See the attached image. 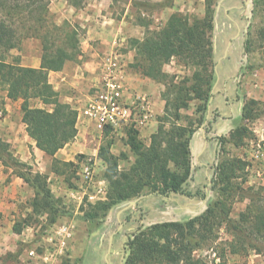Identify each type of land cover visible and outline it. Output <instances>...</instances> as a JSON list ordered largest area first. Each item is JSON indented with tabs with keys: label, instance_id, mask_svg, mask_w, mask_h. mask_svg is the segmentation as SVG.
<instances>
[{
	"label": "trees",
	"instance_id": "obj_1",
	"mask_svg": "<svg viewBox=\"0 0 264 264\" xmlns=\"http://www.w3.org/2000/svg\"><path fill=\"white\" fill-rule=\"evenodd\" d=\"M49 5L50 0H0V88L7 91L10 99L23 100V122L28 135L40 150L54 158L53 169L61 175L58 165L72 167L74 163L60 161L55 156L77 136L78 113L71 105L59 100L58 93L49 83V73L61 71L68 61L78 56L80 50L78 39L74 40V44H78V48L74 45L78 49L74 53L57 41L58 37L54 35L60 27L55 23ZM257 6H264V0H258ZM213 12V5L209 1L203 18L174 13L165 24L162 34H146L143 40L130 41L135 50L132 67L142 76L166 85V91L162 94L165 115L159 117V127L151 136L148 147L137 138L136 130H129L128 144L134 163L128 170H119V162L127 155H114L111 141L100 148L98 156L106 166L101 178L108 181L111 188L110 201L101 203L100 209L103 211L109 212L115 205L144 194L168 196L185 193L184 185L191 177L190 140L195 130L201 127L202 120L197 122L198 128L194 129L176 124H172L169 129L165 126L171 122V118L181 116V109H189L192 100L201 101L199 110L202 115L206 113L214 82ZM140 22L138 24L149 30L148 24ZM72 33L76 38L75 33ZM26 38H36L41 42L42 65L38 69L23 67L20 57L11 54ZM246 49L249 50L248 45ZM173 58L182 59L186 65L198 69L191 78L175 83L174 76L164 71V66ZM188 82L190 85H187ZM34 99L41 100L53 109L33 106L31 101ZM260 105L255 100L248 101L242 121L252 119ZM246 130L245 125L241 124L227 142L236 147L242 146L247 136ZM2 154H8L11 159L7 145L0 144ZM12 162L19 175L35 191L31 203L32 214L15 225V232L21 233L25 225L30 226L39 217L46 218L48 227L58 223L65 213L48 185V177L31 172L18 161ZM245 166L242 160L225 155L218 172L220 197L216 203L202 216L185 223L164 222L147 230L138 229L126 244L130 255L124 264H180L185 260L188 264H200L199 261L189 260V254L196 249V225L207 226V223L214 221L215 214L223 215V220L234 232L235 240L230 251L232 255L246 257L252 250L260 253L264 248V197L261 195L264 187L256 189L254 196L250 197L251 203L238 220L224 214L225 209L227 213L230 211L227 205L229 195L238 192L235 185L229 187L232 177H236L237 172ZM239 190L246 192L240 187ZM250 190L253 192L255 188ZM70 263L69 259L64 261V264Z\"/></svg>",
	"mask_w": 264,
	"mask_h": 264
},
{
	"label": "rangeland",
	"instance_id": "obj_2",
	"mask_svg": "<svg viewBox=\"0 0 264 264\" xmlns=\"http://www.w3.org/2000/svg\"><path fill=\"white\" fill-rule=\"evenodd\" d=\"M71 1L79 3L82 0ZM119 1L127 4L131 1V7H133V9L130 10L131 12L129 15L133 16L131 19L133 23L137 24L142 21L148 24L149 28L147 29L149 30L145 29L144 36H141L142 39L145 38L146 34H162V30L167 23L166 21H168L170 16L174 13H181L189 16L193 15L203 18L206 16L207 4L210 1L214 10V26L216 8L219 9V13L222 11L220 22L217 23V30L214 26L212 31L213 44L215 45L216 39H218L219 42L221 60L217 57L219 65H216L213 58L214 82L210 91V98L206 113L202 115V112L199 110L201 101L192 100L190 102L189 109L180 110L181 116L179 118L173 117L171 118V122L166 123L165 127L167 129H169L172 124L187 127L188 129L198 128L197 122L201 120V126L206 128L211 126L212 121H214L218 116V114L211 116L210 102L214 93L215 83L218 84L219 79L220 83L215 92L216 97L214 105L219 103L223 108L227 105L223 97L218 95V91L223 88L228 89L229 87L230 89L232 87V83H234L233 79L239 70V65H241L242 49L236 48L235 45L239 42L237 39H228L229 29L227 27H230L231 21L224 17L223 8L232 7L229 9H232L230 13L234 14V18L237 19V27H240L235 30V33L239 30L238 34H242V38H244L246 45L249 46V50L246 49L244 54L249 57V70L247 73H259L257 79L258 81L264 83V6L258 7V0H115V4L117 5L115 7L117 10L115 12L116 17H120V14L122 17L126 10L125 6L117 4ZM162 13L168 14V19H165V24L163 21L164 19L162 20L159 18V20H157L155 16ZM59 27L60 30L56 32L54 36L58 37L57 41L60 44H65L67 49L74 53V51L78 48L77 45L79 44V40L77 45L74 44V40H77V37L75 38L74 34L70 30H67L66 32L62 26ZM132 39L136 38H130L127 41V45H123L121 47V52L135 56V50L132 49V43H130ZM23 41L25 42L26 39H23L21 44ZM74 45H76L77 48H74ZM128 60L127 66L129 68L133 65V63L131 65L130 59ZM196 69H198V67L188 66L182 59L179 58H173L164 66V71L169 73L171 76H174L173 81L175 83H180L181 81L191 78ZM133 70L137 71L135 68H133ZM157 84L160 85L158 87H160L161 90V100L163 102L162 105H164V111L160 116L154 117V122L157 124L156 131L159 127V117L165 115V101L162 99V94L166 91V85L162 83ZM187 85H190V83L188 82ZM242 87L244 88L245 86ZM243 91L245 93L247 90L244 88ZM259 91H263L264 93V88H261ZM256 109L257 111L254 112V117L252 119L242 121V124H244L247 129V136L244 139L242 146L236 147L227 142L229 141V138H225L222 139L223 145L218 155L214 144H210L206 148L203 147V152L205 154L201 157V161L209 163V165L214 160L215 161L211 165L208 179H206L207 176L205 173H203L201 178L202 171L198 173L197 179L199 180V183L202 181L205 182V187L208 188V192L201 190L199 192L196 191L193 196L202 199L204 201L203 204L206 203L208 207L204 209L202 214L191 219L198 218L205 214L210 206L216 203L219 199L220 194L217 186L219 182L218 172L222 159L225 155L229 158L240 159L246 163L245 168L240 172H237L236 177H232L229 184V187L231 184L235 185L234 188L237 189L238 192L229 195L230 197L227 199V205L230 207V211L227 213V209H225V213L223 212L225 215L229 216L233 220H238L240 214L244 212L247 206L251 203L250 197L254 196L253 193L256 189L264 187V176L262 178L264 173V161H256L252 155V147L256 146V144L259 143L264 148V103ZM136 131L138 133L137 138L140 139L146 147H148L151 142V137L149 141L148 139L145 141L144 138L140 137L141 131ZM128 133L129 131L120 135L115 145L114 141H116V135L111 134L107 135L108 137L105 135H98V138H101L100 140L95 137L93 139L92 136H89L86 140L89 148H92V150L98 149L97 153H99L102 146H105L111 141L112 153L115 152L117 155H127V158H124L119 162V170L125 171L128 170L134 163V156L128 144ZM98 141H101L100 145L98 144ZM125 143L128 144L127 147ZM88 153L89 154H82L78 151L73 153L75 161H70V163H74V165L72 167H65L61 164L58 165L61 175L58 180L53 178L51 181V188L54 192L55 198L58 199L60 205L62 206L61 208L65 213L59 223L72 225L74 230V236L70 243L71 252L68 253V255L71 254V257L65 255L62 257L61 263L64 264L66 259L71 261L70 264L125 263L126 258L130 255L129 247L126 246L129 237H134L133 235L138 232V229L147 230L153 226L152 224H145L147 219L145 217L146 212L142 206V201L153 196L154 198L152 201H156V203L160 202L162 209H166V211L171 213L172 209L169 207L168 203L172 198H174L175 194L172 193L168 196L162 194H144L140 197L121 202L112 207L109 212H105L100 208H102L101 203L110 201L111 188L108 181L105 180L107 190L103 200L101 201L93 203L88 201L87 197L83 196L81 193L82 183L80 182L78 176L80 164L87 159L94 157L92 153ZM190 163L192 172L193 165L196 166L197 164L192 158ZM102 174L103 170H101V175ZM102 178L101 180H103ZM239 187L246 192L243 193L239 190ZM252 187L255 188L253 192L250 190ZM72 193L75 195H72ZM181 195L190 197L192 196V193H183ZM261 195L264 197V193H261ZM255 199L258 198L255 197ZM110 212L112 213L109 216ZM223 217V215L215 214L214 221L207 223V226L202 227L196 225V249L189 254V260L199 261L200 264H264V248H262V251L258 253L260 254V257H255L257 252L253 250L250 251L246 257L231 254V245L235 240V236L234 232L223 220ZM37 219L40 220V222L38 220L32 221V224L28 226V229L31 230H28L27 236H25L23 240H18L16 250L14 252L8 251L5 255L0 257V264H27V262H25L26 253L30 249H36L39 244L43 243L45 241L42 239L43 235L51 228L46 226L45 223H47V221L45 217H39ZM185 222L187 221L182 223ZM32 230L33 232H30ZM188 263L189 262L185 260L180 264Z\"/></svg>",
	"mask_w": 264,
	"mask_h": 264
},
{
	"label": "crops",
	"instance_id": "obj_3",
	"mask_svg": "<svg viewBox=\"0 0 264 264\" xmlns=\"http://www.w3.org/2000/svg\"><path fill=\"white\" fill-rule=\"evenodd\" d=\"M117 4H122L126 7L122 17L121 14L120 17H116L115 12L117 10L115 7L117 5L115 0H82L79 3H74L71 0L50 1L49 9L55 23L62 26L64 31L70 30L75 33L79 40L80 51L78 56L74 60L68 61L61 71H51L49 73V83L58 93L59 100L62 103L71 105L76 110L82 107L88 98L101 86L103 79L102 61L104 56L115 47V44L118 45L121 51V47L127 45V41L130 38L143 40L141 36H144L146 27L132 22L133 16L129 15L130 10L133 9L131 1L128 4L119 1ZM230 8H223L224 17L231 21V24L229 23L230 27H227L229 29H227L229 32L228 39H237L239 41L235 46L237 49H242L241 65H239V70L233 79L232 87L218 91V95L225 100L226 107H221L219 103L214 105L215 92L220 83L219 79L218 84L215 83L214 93L210 102L211 116L214 114H218V116L212 121L211 126L204 127L205 131L202 130L203 126H201L195 130L191 137V157L197 165H193L191 177L185 183L184 191L188 194L192 193V196L175 194L174 198L168 203L172 209L171 213L166 211V209L163 210L160 202L152 201L153 196L143 200L142 206L146 212V225L164 222H184L204 212V209L208 207L207 204H203L204 201L193 196V194L200 190L208 192L205 182L199 183L197 179L198 173L202 171L201 178L203 173H205L206 179H208L211 165L215 160L210 165L201 161V157L205 154L203 147L206 148L210 144H214L218 155L220 149H222V139L229 138L242 124L246 103L250 100H255L261 104L264 103V93L259 91L264 88V83L258 81L259 73H247L249 70V57L244 55L247 45L244 38H242V34H238L239 30L235 33V30L240 27H237V19L234 18L233 13H230L232 10H229ZM221 12L219 13V9L216 8L214 25L216 30L217 23L220 22ZM155 16L157 20L159 18L164 19L165 24L168 14L162 13ZM218 43V39H216L214 45V61L216 65H219L217 57L221 60ZM121 53L126 65L128 59H130L131 65L134 63V55ZM11 54L20 57L23 67L38 69L42 65V46L40 40L36 38H26V41H23L18 49L12 50ZM125 85V92L128 98H135L136 96L147 97L154 116L157 117L163 113L164 105H162L161 90L158 87L160 85L155 81L134 71L132 66L129 68L127 66ZM242 86H245L244 88L247 90L245 93ZM31 102L33 106L38 108L53 109L52 106H46L38 99H34ZM22 104V99L12 100L8 97L7 91L0 88V144L7 145L8 153L11 156L10 159L8 154L0 155V257L8 251L14 252L18 240H23L27 236L28 230H31L25 225L22 232L17 233L14 227L32 214L31 203L35 198L34 189L19 175L18 169L12 165V160L26 165L33 173L46 175L51 190L53 178L58 180L60 177L53 169L54 158L40 150L36 142L28 135L26 124L23 122ZM76 127L78 133L75 139L61 149L55 158L63 162H74L73 153L77 151L82 154H89L88 152H90L94 157H99L98 149L92 150V148H89L86 140L89 136H92L93 139L94 137H99V133L94 126L83 122L78 123ZM156 127L157 124L153 122L141 130L140 137L144 138L145 141L147 139L149 141L151 135L156 132ZM115 138L114 145L119 137L116 136ZM98 139L100 140L101 138ZM98 144L100 145L101 141H98ZM127 146L128 144H126ZM113 154L117 155L115 152ZM263 176L264 173L262 178ZM111 213H109V216ZM59 225L61 224L58 222L51 226L42 239L45 240L49 233ZM30 232H33V230ZM70 250L71 248H69V252H71ZM70 255L68 257H71ZM255 257H260V254L256 253ZM29 261L27 252L25 262L27 264H37L33 260L30 263ZM121 264H124V262Z\"/></svg>",
	"mask_w": 264,
	"mask_h": 264
},
{
	"label": "built area",
	"instance_id": "obj_4",
	"mask_svg": "<svg viewBox=\"0 0 264 264\" xmlns=\"http://www.w3.org/2000/svg\"><path fill=\"white\" fill-rule=\"evenodd\" d=\"M103 79L101 86L77 110V124L89 123L99 135L119 137L129 130L141 131L154 122V113L147 97L128 98L125 92L127 65L117 44L102 61ZM253 158L264 161V148L256 144ZM106 166L99 157L89 158L80 164L78 176L82 183L81 193L88 201L98 202L106 194L105 181L101 180V170ZM72 195H75L72 193ZM74 236L72 225L57 226L36 249H30L28 256L37 264H62V257L68 256Z\"/></svg>",
	"mask_w": 264,
	"mask_h": 264
},
{
	"label": "water",
	"instance_id": "obj_5",
	"mask_svg": "<svg viewBox=\"0 0 264 264\" xmlns=\"http://www.w3.org/2000/svg\"><path fill=\"white\" fill-rule=\"evenodd\" d=\"M202 130H203V131H205V128H204V126L202 127Z\"/></svg>",
	"mask_w": 264,
	"mask_h": 264
}]
</instances>
